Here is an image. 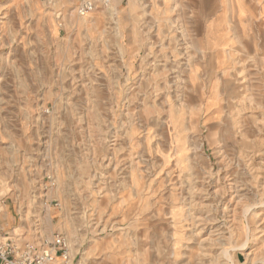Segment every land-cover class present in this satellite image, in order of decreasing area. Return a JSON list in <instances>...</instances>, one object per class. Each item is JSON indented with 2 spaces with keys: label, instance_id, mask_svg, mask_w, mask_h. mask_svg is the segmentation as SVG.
<instances>
[{
  "label": "rangeland",
  "instance_id": "374dc122",
  "mask_svg": "<svg viewBox=\"0 0 264 264\" xmlns=\"http://www.w3.org/2000/svg\"><path fill=\"white\" fill-rule=\"evenodd\" d=\"M249 1L245 24L123 0L83 27L72 0H0V243L58 233L69 264H264V13Z\"/></svg>",
  "mask_w": 264,
  "mask_h": 264
},
{
  "label": "built area",
  "instance_id": "2783aa9c",
  "mask_svg": "<svg viewBox=\"0 0 264 264\" xmlns=\"http://www.w3.org/2000/svg\"><path fill=\"white\" fill-rule=\"evenodd\" d=\"M77 17L84 18L97 10L108 11L112 0H72ZM69 247L61 234L52 235L51 241L41 246L27 243L15 245L6 239L0 243V264H69Z\"/></svg>",
  "mask_w": 264,
  "mask_h": 264
},
{
  "label": "crops",
  "instance_id": "0c3cea01",
  "mask_svg": "<svg viewBox=\"0 0 264 264\" xmlns=\"http://www.w3.org/2000/svg\"><path fill=\"white\" fill-rule=\"evenodd\" d=\"M123 0H114L112 3V7L115 8L116 5H119L122 3ZM262 3L260 5L261 12L264 13V0H261ZM249 0H193L192 6L202 8L204 10L206 9H216V8H234L236 11L235 20L237 23L245 24L249 22V16L247 15V7H249ZM241 7L244 10V14L239 15L238 8ZM225 17L223 15H212L207 20L208 26H207V33L209 38V43L211 45V48H216V41L217 38L223 39V35L221 36V32L219 31L220 28L218 25L223 23V19ZM241 29H243L241 27ZM244 31V30H243ZM226 42V41H225ZM89 254V253H88ZM88 256V255H87Z\"/></svg>",
  "mask_w": 264,
  "mask_h": 264
},
{
  "label": "bare ground",
  "instance_id": "6f19581e",
  "mask_svg": "<svg viewBox=\"0 0 264 264\" xmlns=\"http://www.w3.org/2000/svg\"><path fill=\"white\" fill-rule=\"evenodd\" d=\"M57 1L60 2L61 0H57ZM113 1L114 0H112V3H113ZM60 5H61V3H60ZM108 13H110V16L114 18L116 16V10H115V8L111 6L110 9H108ZM89 16H91V14L88 15V16H86V17H84V18H80L78 20L79 23L82 24L83 27H88L89 21H87L86 18H88ZM67 243H68V247H69V242L67 241Z\"/></svg>",
  "mask_w": 264,
  "mask_h": 264
}]
</instances>
